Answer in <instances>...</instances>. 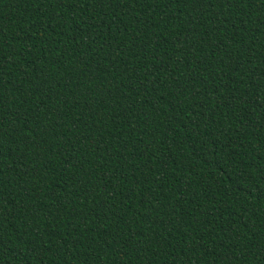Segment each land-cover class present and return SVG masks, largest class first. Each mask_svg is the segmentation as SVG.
I'll return each mask as SVG.
<instances>
[{
	"label": "trees",
	"instance_id": "1",
	"mask_svg": "<svg viewBox=\"0 0 264 264\" xmlns=\"http://www.w3.org/2000/svg\"><path fill=\"white\" fill-rule=\"evenodd\" d=\"M0 264H264V0H0Z\"/></svg>",
	"mask_w": 264,
	"mask_h": 264
}]
</instances>
